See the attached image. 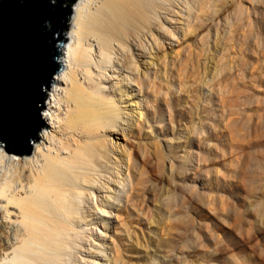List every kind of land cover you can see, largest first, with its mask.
I'll use <instances>...</instances> for the list:
<instances>
[{
  "label": "rangeland",
  "instance_id": "obj_1",
  "mask_svg": "<svg viewBox=\"0 0 264 264\" xmlns=\"http://www.w3.org/2000/svg\"><path fill=\"white\" fill-rule=\"evenodd\" d=\"M218 4L221 17L240 8L237 18L247 31L253 9L264 17V0ZM230 22L232 27L222 21L209 28L205 22L184 36L178 32L177 41L161 40L140 64L139 75L150 70L167 103L160 97L149 114L134 117L140 124L135 135H112L109 141L118 149L130 148L140 163L150 153L145 156L150 172L142 176L148 183L140 182L144 190L136 193L135 206L125 207L127 188L118 201L110 191L104 204L109 214L97 210L103 234L97 230L92 254H82L89 264L109 260L113 247L119 248L117 264H264V44L255 43L256 26L241 40ZM206 32L208 38H203ZM62 47L58 74L66 64ZM55 75L48 90L43 88L45 99ZM132 85L124 97L135 90ZM133 100L140 102L135 96ZM44 109L39 111L45 126L37 131L38 141L29 140L30 157L51 129ZM193 129L202 133L189 134ZM181 164L190 170L180 172Z\"/></svg>",
  "mask_w": 264,
  "mask_h": 264
},
{
  "label": "bare ground",
  "instance_id": "obj_2",
  "mask_svg": "<svg viewBox=\"0 0 264 264\" xmlns=\"http://www.w3.org/2000/svg\"><path fill=\"white\" fill-rule=\"evenodd\" d=\"M218 2H75L69 41L62 47L65 70L56 73L50 97L45 99L44 117L50 131L35 145L31 157L8 154L0 143V264H89L84 256L92 254L89 249L98 238L97 230L101 231L98 212L109 214L104 204L109 202L110 191L118 201L127 188L125 207L135 206L136 193L144 190L140 182L148 183L142 176L150 172V158L145 157L150 153L140 163L131 156L130 148L118 149L109 138L135 135L140 124L134 123V117L136 120L150 107L156 108L160 97L167 103L150 70L139 75L140 64L150 57L154 46L159 47L163 39L177 41L178 32L184 36L205 22L210 28L222 21L227 25L230 20L239 39L244 40L242 36L256 26L255 43L264 44L262 15L252 10L255 18L248 20L247 31L242 18H237L241 9L221 17ZM173 15L178 17L174 20ZM202 37L208 38V33ZM131 83L135 90L124 97ZM134 96L140 102H130ZM144 150L142 155L147 152ZM186 167L181 164L180 172ZM117 249L113 247V256L100 264H117Z\"/></svg>",
  "mask_w": 264,
  "mask_h": 264
},
{
  "label": "water",
  "instance_id": "obj_3",
  "mask_svg": "<svg viewBox=\"0 0 264 264\" xmlns=\"http://www.w3.org/2000/svg\"><path fill=\"white\" fill-rule=\"evenodd\" d=\"M77 0H0V142L6 153L29 156L44 127L43 110L55 60Z\"/></svg>",
  "mask_w": 264,
  "mask_h": 264
}]
</instances>
